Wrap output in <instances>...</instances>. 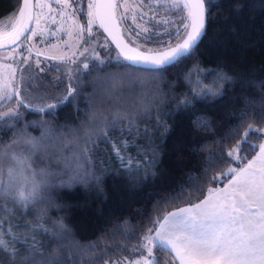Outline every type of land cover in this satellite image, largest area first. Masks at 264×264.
<instances>
[{
    "label": "snow or ice",
    "instance_id": "obj_1",
    "mask_svg": "<svg viewBox=\"0 0 264 264\" xmlns=\"http://www.w3.org/2000/svg\"><path fill=\"white\" fill-rule=\"evenodd\" d=\"M17 2L16 22L11 31L0 33V48L18 46L22 37L37 35L30 24L34 20L39 25L43 17H33L35 8L47 6L53 11L44 0H35L34 5L33 0ZM54 2L61 5V17L72 9L73 25L62 30L86 46L78 56L73 52L50 57L63 64L50 80L40 76L46 70L39 62V72L33 69L28 57L22 60L26 67L20 68L19 86H13L16 69L12 64L6 66L11 78L0 79V107L15 99V107L0 111V264H161L160 253L165 255L163 264H264V127L255 126L264 121V106L258 114L251 105H246L251 112L232 114L240 123L203 157L205 173L225 161L230 162L228 167L200 184L181 186L176 195H166L163 201L169 205L186 198L187 206L163 214L154 208L150 227L132 245L81 244L63 216L49 222L50 210L60 208L56 191L77 185L99 188L108 170L101 160L97 174V154L102 151H110L109 159L119 160V171L130 180L141 174L144 179L155 175L157 132L164 127L160 135L167 134L164 118L172 114L157 107L153 116V105L162 94L159 79L168 68L193 58L214 19L210 10L220 7L215 0H88L87 23L83 24L75 23L77 16H84L83 0L79 4L77 0ZM241 9L236 6L237 11ZM129 19L135 28L126 23ZM97 28L108 33L118 51L100 42ZM113 29L121 36L128 33L126 40H117ZM209 76L212 80L206 82ZM184 78L190 93L182 94L176 111L209 97L223 98L226 85L235 83L224 71L203 68L198 60L186 68ZM69 106L78 123L52 125L44 119L47 115L58 121V111ZM33 113L41 119L25 122V116ZM144 118L148 123L141 126ZM153 119L155 126L149 127ZM245 120L254 123L244 127ZM198 123L209 126L203 118ZM30 124L40 127L38 137L28 131ZM241 127L239 139L224 152V141ZM8 132L11 136L5 143L3 135ZM145 138V143H137ZM133 148L135 156L130 154ZM188 179L199 177L189 175ZM203 183L216 187L205 192ZM189 189L203 199L192 203L197 197ZM163 201L158 200L156 208ZM29 215L30 220L26 219ZM120 231L126 241L138 235L129 227H117L116 232ZM45 236L47 240L38 238ZM49 246L53 251L46 254ZM65 249L70 252L67 256ZM113 249L122 254L113 258Z\"/></svg>",
    "mask_w": 264,
    "mask_h": 264
},
{
    "label": "trees",
    "instance_id": "obj_2",
    "mask_svg": "<svg viewBox=\"0 0 264 264\" xmlns=\"http://www.w3.org/2000/svg\"><path fill=\"white\" fill-rule=\"evenodd\" d=\"M215 2L220 7H213L210 10L214 19L209 22L207 35L199 44L193 58L168 68L159 79L162 94L153 105V116L157 107L164 112L171 111L172 114L164 118V125L169 129L167 134L160 135L164 132V127L157 132L156 156L159 163L154 169L155 175L150 174L147 179H144L141 174L139 179L130 180L119 171V160L114 156L109 159L110 151L109 153L102 151L97 154V174H100L101 160H103V167L108 170L103 173L99 188L93 186L85 189L77 185L72 189H61L55 192V200L60 208L50 210L49 222L63 216L65 223L73 230L81 244L92 242L98 246L100 244L111 246L126 243L130 246L146 228L150 227V221L156 211L163 214L165 211L187 205L186 198L172 205L163 201V198L166 195H176L181 186L200 184L225 170L229 161L205 173L203 157L216 150L219 145L215 142L221 140L232 126L240 123L233 117L234 112L237 114L244 110L251 112V107L246 108V105H251L255 107L258 114L260 108L264 106V0H215ZM237 5L242 6L240 11L236 10ZM18 7L17 0H0V19L15 13ZM197 60L201 62L203 68L224 71L233 77L235 83L226 85L223 98L214 100L209 97L204 101H196L194 106L176 111V105L182 98V94L190 93V87L185 82L184 71L192 67ZM95 75L96 73H93V76ZM91 79L90 76L89 80ZM211 80L212 77L209 76L206 82ZM161 100L164 102L162 103ZM80 106L83 108L85 105L81 103ZM57 115L58 121L52 120V117L47 115L44 119L52 125L79 122L70 106L59 110ZM201 118L208 121V127L200 126L198 121ZM40 119L41 115L34 113L27 114L24 118L25 122ZM147 123V118H144L141 126ZM248 123H254V121L245 120L244 127ZM154 126L153 119L149 127ZM255 126L264 127V121L255 123ZM243 130V127L239 128L235 136L229 138L230 142L224 141L222 149L224 152L235 143L236 139H239ZM28 131L38 137L41 129L38 125L33 127L30 124ZM10 136L11 132L3 135V141L7 143ZM145 142L146 138L137 141L140 144ZM259 142L256 141V143ZM105 147L101 145L102 149ZM130 154L136 155L134 148L130 150ZM189 175L198 176L199 180H189ZM210 186L216 185L203 183L204 191L206 192ZM189 194L197 197L192 203L203 198L191 189ZM158 200L163 203L156 208ZM17 215L20 214L17 213ZM26 219L30 220L32 216L29 215ZM125 221H128L127 225H124ZM117 227L135 229L138 235L126 241L123 231L116 232ZM38 238L47 240L46 236ZM44 251L46 254L51 253L53 247H46ZM113 251L115 253L113 258L122 254L120 249H113ZM69 254V250L65 249L64 255ZM159 258L163 264L164 253H160Z\"/></svg>",
    "mask_w": 264,
    "mask_h": 264
},
{
    "label": "rangeland",
    "instance_id": "obj_3",
    "mask_svg": "<svg viewBox=\"0 0 264 264\" xmlns=\"http://www.w3.org/2000/svg\"><path fill=\"white\" fill-rule=\"evenodd\" d=\"M44 3L50 5L53 11L50 12L47 6L35 8L34 18L37 15H42L43 17L39 25L33 20L31 26V28L36 30L37 35L32 36L31 39H23L17 44L18 46H13L15 52L12 51L13 47L0 50V79L4 77L11 78V69L6 66L12 64L16 69L13 86H19L20 68L26 67V65L22 64L23 57L29 58L28 63L32 65L36 72H39V69L36 68V64L39 62L40 67L46 70L40 73V76L47 77L50 80L57 75L55 69L57 67H63L59 59H50V57H59L61 55L71 56L73 52L78 56L80 51L83 50V47L86 46L83 44V41L78 42V37L75 35L69 36L66 31L62 30L68 29L73 25V20L69 17V13L72 12V9L69 8L65 16L61 17L58 14L59 10H61V5L56 4L54 0H44ZM77 3L79 4L80 0H77ZM87 4L88 0H83L84 16H77L75 23H87ZM137 11L140 12L143 11V9H137ZM121 12H123V9H121ZM53 20H55V23H53ZM15 22L16 12L0 19V33L11 31L12 24ZM126 23L135 28L131 19L126 21ZM95 27L94 25V28ZM97 31L99 32L100 42L108 43L111 48L116 51L107 37L98 28ZM27 35L31 34L28 33ZM85 35H87V33H85ZM123 35L125 38L128 37V33H124ZM29 92H31V89H29ZM32 94L35 95L36 93ZM51 94L57 95L58 93ZM12 107H15V99L11 102H6L3 107H0V111H7Z\"/></svg>",
    "mask_w": 264,
    "mask_h": 264
},
{
    "label": "water",
    "instance_id": "obj_4",
    "mask_svg": "<svg viewBox=\"0 0 264 264\" xmlns=\"http://www.w3.org/2000/svg\"><path fill=\"white\" fill-rule=\"evenodd\" d=\"M33 5H34V0H33ZM26 15H27V13H26ZM33 17H34V11H33ZM32 23H33V22H32ZM32 23L30 24V27L32 26ZM110 27H111V25H110ZM101 30L103 31V29H101ZM103 33H104L105 36L109 39V41L111 42V44L113 45V47L116 49L115 43H113L112 38L108 36V33H105L104 31H103ZM113 35L116 36L117 40L125 39L123 35L121 36V34H120V32H119L118 29H113ZM22 39H23V37L21 38V40H22ZM125 40H126V39H125ZM19 42H20V41H18L17 44H18ZM5 43H6V42H5ZM13 46H15V45L7 46V47H5V48H0V50H1V49H8V48H11V47H13ZM116 51H118V50L116 49Z\"/></svg>",
    "mask_w": 264,
    "mask_h": 264
},
{
    "label": "crops",
    "instance_id": "obj_5",
    "mask_svg": "<svg viewBox=\"0 0 264 264\" xmlns=\"http://www.w3.org/2000/svg\"><path fill=\"white\" fill-rule=\"evenodd\" d=\"M262 139H264V137H262ZM225 183H227V181L225 182ZM216 187V186H215ZM220 187H223V185H220ZM203 199V198H202ZM187 205H184V206H181V207H186ZM179 208V207H178ZM174 210H176V208L175 209H173V210H171V211H174ZM178 262V261H177Z\"/></svg>",
    "mask_w": 264,
    "mask_h": 264
},
{
    "label": "flooded vegetation",
    "instance_id": "obj_6",
    "mask_svg": "<svg viewBox=\"0 0 264 264\" xmlns=\"http://www.w3.org/2000/svg\"><path fill=\"white\" fill-rule=\"evenodd\" d=\"M34 4H35V0H34ZM34 10H35V9H34ZM99 30L103 33V31H102L101 29H99ZM103 34H104V33H103ZM104 35H105V34H104ZM123 36H124V35H123ZM124 38H125V37H124ZM23 39H24V38H23ZM23 39H22V40H23ZM107 39H108V38H107ZM125 39H126V38H125ZM22 40H21V41H22ZM108 40H109V39H108ZM109 42H110V41H109ZM110 43H111V42H110ZM115 50H116V49H115Z\"/></svg>",
    "mask_w": 264,
    "mask_h": 264
}]
</instances>
